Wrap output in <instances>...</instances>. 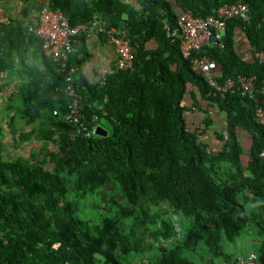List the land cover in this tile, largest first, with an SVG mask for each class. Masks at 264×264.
I'll return each instance as SVG.
<instances>
[{"label":"trees","instance_id":"16d2710c","mask_svg":"<svg viewBox=\"0 0 264 264\" xmlns=\"http://www.w3.org/2000/svg\"><path fill=\"white\" fill-rule=\"evenodd\" d=\"M46 1L70 27L97 18L124 28L133 70H115L103 85L88 83L76 44L87 38L74 39L68 67L75 69L83 124L107 136L74 135L65 120L72 100L66 73L33 32L37 11L21 0L15 15L5 13L0 82L3 75L22 80L7 99V125L15 148L42 146L28 158L5 160L0 141V264H218L231 259L223 251L240 231L257 227L256 237H263L264 125L255 119L256 103L239 93L215 94L165 25L173 30L185 11L206 18L225 4H246L248 23L228 21L220 45L193 56L213 60L219 82L253 76L264 90V64L248 57L264 50V0ZM238 34L248 43L244 55ZM208 108L214 114L199 134ZM17 118L29 132L15 127ZM243 256L242 264H255ZM256 263L264 264V243Z\"/></svg>","mask_w":264,"mask_h":264},{"label":"built area","instance_id":"2783aa9c","mask_svg":"<svg viewBox=\"0 0 264 264\" xmlns=\"http://www.w3.org/2000/svg\"><path fill=\"white\" fill-rule=\"evenodd\" d=\"M238 19L243 23H248L250 20L248 6L240 1L223 5L215 10L214 15L206 18L194 17L190 11L182 12L177 17L176 27L171 30L168 25H165V29L171 41L178 44L181 56L190 61L192 70L198 72L206 79L207 84L215 94L224 98L227 94L239 93L242 97L253 99L256 103L255 119L257 123L264 125V104H262L263 106L259 104L260 99L258 97V95H264V90L255 88V77L238 75L236 78H228L223 82H219L217 81L219 75L215 62L204 55L193 56V54L198 53L207 46L212 44L220 45L226 29V23ZM8 21V16L5 15L0 0V23H8ZM33 32L42 42L44 55L52 59L58 71L66 73L65 81L67 87L65 92L72 100L65 120L75 127L74 135H95L97 127L88 129L83 124L84 116L80 111L81 97L76 93L72 79L75 69H69L68 67L69 58L74 52L73 42L78 36H84L87 39L101 36L105 43L113 49L115 53L114 65L109 69L100 70L98 74V81L103 85L106 77L115 70H133L134 57L127 32L124 28L118 29L107 26L97 18H94L88 25L80 24L70 27L67 19L60 11L51 10L47 5L37 12V26L33 29ZM244 45H248L246 40ZM248 57H252L264 64V50L250 51ZM5 77L7 75H3L0 82V103L8 97L9 92L11 94L15 93L8 91L3 81ZM260 101L263 102L262 100ZM208 111L210 114L212 109L209 108ZM56 113L55 111L53 114L56 115ZM202 119L204 120V117ZM198 128V133L200 134L204 129V124H200Z\"/></svg>","mask_w":264,"mask_h":264},{"label":"crops","instance_id":"0c3cea01","mask_svg":"<svg viewBox=\"0 0 264 264\" xmlns=\"http://www.w3.org/2000/svg\"><path fill=\"white\" fill-rule=\"evenodd\" d=\"M121 1L129 3V4L134 3V0H121ZM1 2L3 5L4 12L10 15H15L21 7V0H1ZM30 2L32 3L34 10L37 12L43 6L47 5L46 0H30ZM241 42H242V36L238 34L237 40H236V47H237L238 52L241 55H244V49L247 47V45H244V41L243 43ZM76 44H77V51H78V54H77L78 59L83 60L82 72L88 83H95L96 81H98L99 71L102 69H105V70L109 69L112 67V65H114L115 53L113 49L105 43L103 38L99 36H95L91 39H87L85 42V45H81L80 42H77ZM153 46L154 44L151 43L150 47H153ZM84 51L87 52V55L84 54ZM3 81L8 91L16 92V89L18 88V85H19L18 82H16V85H15L11 81V77H5ZM10 95L11 93L9 92L8 97L0 103L2 104V106L6 105L7 99L10 97ZM210 148H213V147H210Z\"/></svg>","mask_w":264,"mask_h":264},{"label":"rangeland","instance_id":"374dc122","mask_svg":"<svg viewBox=\"0 0 264 264\" xmlns=\"http://www.w3.org/2000/svg\"><path fill=\"white\" fill-rule=\"evenodd\" d=\"M11 81L16 85V82L20 84L22 80L20 77L16 76L11 77ZM11 116L12 112L9 111L8 106L0 105V141L4 145V159L28 158L30 154L37 152L41 148L42 143L32 141L23 143L19 148H15L12 141L11 131L7 125ZM14 125L23 132H29L30 130V127H26L20 118L15 120ZM244 139L247 140V138ZM47 149L49 152L56 151V148L52 145H48ZM50 167L51 166H47L46 168ZM257 239L255 230L248 227V229L242 231L236 238L234 244H230L231 247L227 246L224 250L231 254H247L258 249V244L256 243Z\"/></svg>","mask_w":264,"mask_h":264},{"label":"clouds","instance_id":"9594fccd","mask_svg":"<svg viewBox=\"0 0 264 264\" xmlns=\"http://www.w3.org/2000/svg\"><path fill=\"white\" fill-rule=\"evenodd\" d=\"M18 92V88H17V91L15 93H12L11 95H15L16 93ZM10 95V96H11ZM2 105V104H0ZM209 109V108H208ZM208 109H207V114L201 116L200 120L202 121L201 123H199L197 125V128L199 127L200 124H204L203 122L206 121V117L207 116H213V111L209 114L208 112ZM197 112V109L196 107H193L192 108V113H195ZM186 115H189L190 113L189 112H186L185 113ZM202 117H204V120L202 119ZM217 122H219V118L217 119ZM213 125H216V124H213ZM97 127V126H96ZM204 128H206V125L204 124ZM199 129V128H198ZM216 128H214V126L210 127V131H215ZM23 143L20 144V146L22 145ZM210 150V149H209ZM212 150V148H211ZM50 166V165H49ZM247 227V226H246ZM255 230V233H257V227H254L253 228ZM242 231H240L237 236H239L241 234ZM168 243L172 244L173 241H168ZM256 243L258 244V249L256 251H252V252H249L245 255H248L249 258L251 259V261L255 262L256 263V260L258 259V257H260V249L262 247V244L264 243V236L263 237H259L257 240H256ZM225 253V255H228L231 257V259H226L224 257H220V259H218V264H242V261H243V254H231V253H228L226 252L225 250L223 251Z\"/></svg>","mask_w":264,"mask_h":264},{"label":"water","instance_id":"95a60500","mask_svg":"<svg viewBox=\"0 0 264 264\" xmlns=\"http://www.w3.org/2000/svg\"><path fill=\"white\" fill-rule=\"evenodd\" d=\"M96 134L99 136H107V131L101 127H97Z\"/></svg>","mask_w":264,"mask_h":264},{"label":"flooded vegetation","instance_id":"af4514ba","mask_svg":"<svg viewBox=\"0 0 264 264\" xmlns=\"http://www.w3.org/2000/svg\"><path fill=\"white\" fill-rule=\"evenodd\" d=\"M16 91H17V89H16ZM14 92V91H13Z\"/></svg>","mask_w":264,"mask_h":264}]
</instances>
